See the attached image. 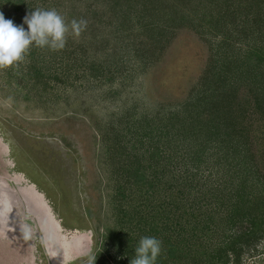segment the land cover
Listing matches in <instances>:
<instances>
[{"label": "rangeland", "instance_id": "obj_1", "mask_svg": "<svg viewBox=\"0 0 264 264\" xmlns=\"http://www.w3.org/2000/svg\"><path fill=\"white\" fill-rule=\"evenodd\" d=\"M238 1L36 0L30 6L55 9L69 31L63 49L33 44L22 61L0 68V181L12 192L16 221L0 223V264H55L31 211L38 217L43 209L27 193L32 185L60 226L50 228L56 248L66 253L57 264H84L89 249L97 253L95 264H120L116 258L128 255H119L114 242L141 235L140 218L168 210L171 199L177 213L195 210L203 221L212 214L218 231L227 232L221 212L200 206L209 191L241 180L246 163L226 154L217 139L191 142L180 116H172L204 89L211 45L230 36L245 52L256 48L264 62V29L247 23ZM172 8L180 17L174 23L167 20ZM0 12L16 25L26 16L6 6ZM72 20L86 21L79 36ZM150 34L160 43L150 46ZM251 137L249 163L262 170L251 176L264 183L263 124L255 123ZM252 188L243 194L250 201L264 196V187ZM25 220L34 229L29 241L16 227ZM228 264H264V238Z\"/></svg>", "mask_w": 264, "mask_h": 264}, {"label": "trees", "instance_id": "obj_2", "mask_svg": "<svg viewBox=\"0 0 264 264\" xmlns=\"http://www.w3.org/2000/svg\"><path fill=\"white\" fill-rule=\"evenodd\" d=\"M27 1L0 0V6H6L8 9L10 7L18 12L16 13L18 15H28L33 10L30 6L36 0ZM116 3L114 2V5ZM25 4L28 6L25 7ZM236 7L247 11V15L252 17H249L247 23H253L254 28L262 27L259 31L264 29V0H239ZM171 11L172 14L170 13L167 20L174 23L176 18L180 17L177 8H172ZM20 18H22L21 25L24 17ZM162 33L166 34L164 30ZM150 36L152 37L150 46L160 43L161 38H155V34ZM227 38L210 47L206 68V73L209 74L206 75L205 81L201 78L204 81V89L187 101L184 108H178V112H174L172 116L173 119L180 116L179 121H182L185 136L189 137L191 142L196 139L200 141L201 137L206 143L217 139L220 141L219 148H223L226 154H235L239 156L241 163H246L242 164L246 173L241 180L236 177L238 181L233 179V183L209 191L211 194L207 197L208 200L200 206L201 209H208L209 212L212 210L216 213L221 212L219 222H226L227 232L218 231L217 218L212 214L206 216L203 221L195 210L188 209L187 212L177 213L179 204L175 206L171 199L167 204L168 210L155 214L146 213L140 218V227H145L141 235H134L128 243L114 242L117 247L122 248V254L119 255H128V259L120 256L119 259L116 258L120 264H125V261L130 264V260L135 255V247L142 236H155L162 242V251L157 258V264H176L185 259L192 260V264H228L232 257L240 259L246 246L264 238V196L255 195V200L252 202L243 195L246 189L254 191L252 188L254 185L261 189L264 187L261 180L251 176L253 171H262L261 165L250 164L253 159H248L247 156L250 150L248 145L254 144L251 134L255 123L264 126V62L257 56L259 52L256 48L247 46L248 51L245 52L242 44L238 43L237 47L235 45L237 41L230 43ZM261 58L264 60V54ZM193 117L195 121H192ZM208 148L209 144L204 150ZM196 175L198 174H193L192 179L199 180ZM185 181L189 180L185 178ZM200 182L205 184L204 181ZM197 183L194 188L200 191L202 187ZM173 189H175L174 184L171 188L172 192ZM168 197L180 198V195ZM198 197L199 201H202V196ZM214 238L218 243L215 242L213 245ZM165 249L170 252L166 253ZM177 252L180 255L174 256ZM192 255L196 258L189 259Z\"/></svg>", "mask_w": 264, "mask_h": 264}, {"label": "clouds", "instance_id": "obj_3", "mask_svg": "<svg viewBox=\"0 0 264 264\" xmlns=\"http://www.w3.org/2000/svg\"><path fill=\"white\" fill-rule=\"evenodd\" d=\"M24 25H16L0 12V68L22 61L30 45L60 50L65 47L69 25L55 9L32 10L24 17ZM86 26L84 20H72L71 30L79 36ZM25 241L33 238L34 229L26 220L17 225ZM130 264H157L162 251V242L155 236L140 237ZM84 264H95L97 253L89 249L84 254ZM55 257V255H53Z\"/></svg>", "mask_w": 264, "mask_h": 264}, {"label": "bare ground", "instance_id": "obj_4", "mask_svg": "<svg viewBox=\"0 0 264 264\" xmlns=\"http://www.w3.org/2000/svg\"><path fill=\"white\" fill-rule=\"evenodd\" d=\"M20 178V177H19ZM20 180V179H19ZM25 181V179H24ZM4 183H2L0 181V217L3 224V222L5 221L6 225H10L12 224L10 221L14 220L15 218L13 217V213H14V199H13V195L12 192L8 191L6 189V187L3 185ZM29 187V186H28ZM22 189V188H21ZM19 191V190H18ZM15 192V191H14ZM27 193L29 195L32 196L34 202L36 204H38L39 206H42L43 209L41 210V213L39 214V216L37 217V214L35 211L31 210L32 213L34 212V216L39 220V224L40 222L44 221V219L46 218L45 213H48L49 211V206L47 205L48 202H45V198L43 196V193H41L40 191L37 190V188L35 186H30L29 188H27ZM22 194V193H21ZM18 195V194H17ZM20 198V197H19ZM29 199V198H28ZM27 199V200H28ZM26 200V199H25ZM22 202V201H21ZM39 208V207H38ZM24 210V209H23ZM35 210V209H34ZM23 213V212H22ZM16 214V213H15ZM21 217V216H20ZM32 218V217H31ZM21 219V218H20ZM35 219V218H34ZM33 219V220H34ZM48 218H46L47 220ZM36 220V219H35ZM45 220V221H46ZM21 221V220H20ZM48 221V220H47ZM50 221V219H49ZM16 222V221H15ZM18 222V221H17ZM36 222V221H35ZM34 222V223H35ZM45 223V222H44ZM19 224V223H18ZM36 224V223H35ZM1 225V224H0ZM37 225V224H36ZM41 225V224H40ZM14 226V225H13ZM12 227V226H11ZM10 227V228H11ZM17 227V226H16ZM38 227V226H37ZM42 227V226H41ZM53 228H57L55 225L53 226ZM8 229V228H7ZM9 230V229H8ZM5 231V229H4ZM7 231V230H6ZM13 231V230H12ZM9 232V231H8ZM11 232V231H10ZM43 232V231H42ZM17 233V232H16ZM52 234V233H51ZM5 235V234H4ZM53 236V234H52ZM7 237V236H6ZM10 237V236H9ZM3 238V237H1ZM18 238V237H17ZM15 239V238H14ZM18 240V239H17ZM68 240V239H67ZM10 241V240H9ZM3 243V242H2ZM13 243V242H12ZM3 246V245H2ZM9 247V246H8ZM5 248V247H4ZM14 249V248H13ZM2 250V249H1ZM6 250V249H5ZM8 250V249H7ZM11 252V251H10ZM3 257V256H2ZM51 258L53 259V257L51 256ZM2 259V258H1ZM5 259V258H4ZM54 260V259H53ZM3 264V263H2Z\"/></svg>", "mask_w": 264, "mask_h": 264}, {"label": "flooded vegetation", "instance_id": "obj_5", "mask_svg": "<svg viewBox=\"0 0 264 264\" xmlns=\"http://www.w3.org/2000/svg\"><path fill=\"white\" fill-rule=\"evenodd\" d=\"M51 210H50V208H49V211H48V213H45V215H46V218H48L47 220H46V218L44 219V221H42V222H40V224H41V228H42V231H43V233H44V239H45V245H46V249L48 250V252L50 253V257L52 256L53 257V255H55V257H53V262L55 263V264H57V257L58 256H65L66 255V253L64 254V252L63 251H60L58 248H56V246H55V244L53 243V236H52V231L50 230V228L52 229V227L55 225L57 228H59L60 226H59V224H58V222H57V220H54L55 218H53V216H52V214H51ZM49 219H50V221H49ZM46 220V221H45ZM45 222V223H44ZM52 233V234H51ZM81 244H84V242H82ZM80 244V247L81 248H83L82 247V245Z\"/></svg>", "mask_w": 264, "mask_h": 264}, {"label": "water", "instance_id": "obj_6", "mask_svg": "<svg viewBox=\"0 0 264 264\" xmlns=\"http://www.w3.org/2000/svg\"><path fill=\"white\" fill-rule=\"evenodd\" d=\"M35 203V202H34ZM36 204V203H35ZM37 206H39L38 204H36Z\"/></svg>", "mask_w": 264, "mask_h": 264}]
</instances>
